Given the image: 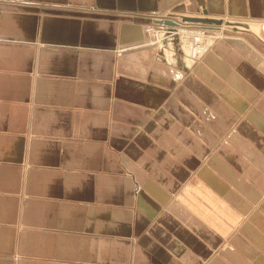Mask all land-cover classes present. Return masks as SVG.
<instances>
[{
	"label": "crops",
	"instance_id": "1",
	"mask_svg": "<svg viewBox=\"0 0 264 264\" xmlns=\"http://www.w3.org/2000/svg\"><path fill=\"white\" fill-rule=\"evenodd\" d=\"M0 264H264V0H0Z\"/></svg>",
	"mask_w": 264,
	"mask_h": 264
},
{
	"label": "bare ground",
	"instance_id": "2",
	"mask_svg": "<svg viewBox=\"0 0 264 264\" xmlns=\"http://www.w3.org/2000/svg\"><path fill=\"white\" fill-rule=\"evenodd\" d=\"M165 13L167 14L168 12L151 11V17L157 22L151 25V30L144 33L146 43L158 44L160 51L163 50L162 54L165 56V60L169 63H174L176 53L180 54L187 63L194 62L219 35V33H208V30L202 25L186 21L176 22L173 20V23L171 22L172 24H170L167 22L168 20L166 21L170 16L165 15ZM242 24H236L233 27L246 28L253 31L259 30L257 23L254 21H245V25Z\"/></svg>",
	"mask_w": 264,
	"mask_h": 264
},
{
	"label": "rangeland",
	"instance_id": "3",
	"mask_svg": "<svg viewBox=\"0 0 264 264\" xmlns=\"http://www.w3.org/2000/svg\"><path fill=\"white\" fill-rule=\"evenodd\" d=\"M151 13V12H150ZM159 13H164V11H159ZM180 18V17H179ZM190 23H192V22H190ZM192 24H197V23H192ZM197 25H200V24H197ZM201 26V25H200ZM203 26V25H202ZM145 27V26H144ZM208 31V33H213V34H215V33H219V35H217V38L221 35V31H219V30H214L213 28H207L206 26H204Z\"/></svg>",
	"mask_w": 264,
	"mask_h": 264
},
{
	"label": "built area",
	"instance_id": "4",
	"mask_svg": "<svg viewBox=\"0 0 264 264\" xmlns=\"http://www.w3.org/2000/svg\"><path fill=\"white\" fill-rule=\"evenodd\" d=\"M155 22H157L154 18H152L151 19V21H150V24H148V25H146L145 27H144V32L146 33V31H148V30H151V25H153V24H156ZM153 44V43H152ZM205 50V49H204Z\"/></svg>",
	"mask_w": 264,
	"mask_h": 264
},
{
	"label": "water",
	"instance_id": "5",
	"mask_svg": "<svg viewBox=\"0 0 264 264\" xmlns=\"http://www.w3.org/2000/svg\"><path fill=\"white\" fill-rule=\"evenodd\" d=\"M167 21V20H166ZM168 23L172 24L170 21H167ZM220 23V22H219Z\"/></svg>",
	"mask_w": 264,
	"mask_h": 264
}]
</instances>
